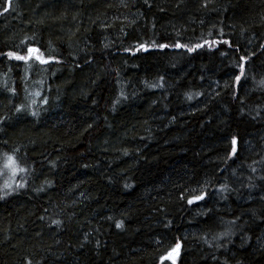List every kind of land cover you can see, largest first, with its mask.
<instances>
[{"label":"trees","instance_id":"trees-1","mask_svg":"<svg viewBox=\"0 0 264 264\" xmlns=\"http://www.w3.org/2000/svg\"><path fill=\"white\" fill-rule=\"evenodd\" d=\"M7 6L0 264H264V0Z\"/></svg>","mask_w":264,"mask_h":264},{"label":"snow or ice","instance_id":"snow-or-ice-1","mask_svg":"<svg viewBox=\"0 0 264 264\" xmlns=\"http://www.w3.org/2000/svg\"><path fill=\"white\" fill-rule=\"evenodd\" d=\"M11 2H12V0H6V3H7L8 6L4 8V12H7L9 10V8L11 7ZM145 2L147 3V0H145ZM202 6L206 8L208 5H207V3H205ZM209 35H211V33H209ZM222 42L224 44L229 45V47H231V44H230L229 41L224 40ZM217 43H219V41H215V40L208 41V40H205L204 41V44H196V45H194L192 47H188L187 45H182L180 43L175 44V47L176 48H186L188 52H195L198 48H203L205 45H208V47L211 48V46L213 44H217ZM153 46L154 47L157 46V45H155V42H153ZM105 47H107V45H105ZM158 47L161 48V49H165V48H168L169 45L161 44V45H158ZM141 49H143L144 51H148L149 50L148 47L146 45H144V44H141L137 48V51H139ZM6 55L10 59H15L17 61H24L26 63L29 60L33 59V58H35V60L39 61V63H41V64H47V63H49V60H47V59H45L43 57V55L40 53V50L38 48H34V47H29L27 49V55H18V54L14 53V52H8V53H6ZM247 59L248 58H246L244 56H241L240 57V60L243 63H241L239 65V68H240L239 75H235V77H234V82H235L236 85H239L240 84V81H241L242 77L246 78L245 77V67H244V65L247 62ZM149 86L150 87H155V85H149ZM259 86L264 87V80H261L259 82ZM36 95L38 96L40 94L37 92ZM189 98H191V97H189ZM33 103H35V101H33ZM44 103H47V100H45ZM22 110L23 109L21 107H18L16 109L17 112H20ZM31 115L36 116L37 113L36 112H32ZM89 127H91V126H89ZM236 154H237V138L236 137H233L232 140H231V152L228 155V159L233 158L234 156H236ZM3 168L4 169H7L11 173L12 176H15L18 172H25V171H27L26 169L19 167L18 162H17L15 156H13V155H7V154H5V162H4ZM252 171L255 172L256 169L253 168ZM0 174H2V173H0ZM261 179H264V177H261ZM4 187L5 188H8V187H10V185L7 184V183H5ZM17 187H23V185H17ZM205 195H206L205 193H201L200 195H197V196H195V197H193L191 199H188V203L189 204H192L195 201L204 200L205 199ZM0 198H3V197H0ZM261 199H264V197H261ZM55 223L58 225L59 224V221H56ZM230 223L231 224H234L235 221H231ZM122 226H123L122 225V222L116 224V227L117 228H122ZM230 234H231V230L230 229L229 230H226L225 232L221 233L218 237H216V239H221V238L230 236ZM205 242L207 243V241H205ZM180 247H181V245L179 243H177L175 245V248L172 249L173 255H171L170 258L173 260V264H175V257L179 255ZM29 264H31V261H29Z\"/></svg>","mask_w":264,"mask_h":264},{"label":"rangeland","instance_id":"rangeland-1","mask_svg":"<svg viewBox=\"0 0 264 264\" xmlns=\"http://www.w3.org/2000/svg\"><path fill=\"white\" fill-rule=\"evenodd\" d=\"M171 257V256H170ZM176 258V257H175Z\"/></svg>","mask_w":264,"mask_h":264}]
</instances>
